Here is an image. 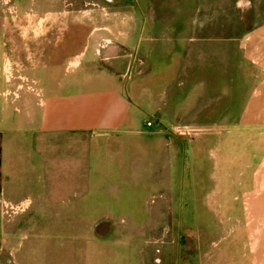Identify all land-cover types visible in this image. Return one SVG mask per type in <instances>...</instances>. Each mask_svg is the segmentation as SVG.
<instances>
[{
	"label": "rangeland",
	"instance_id": "rangeland-1",
	"mask_svg": "<svg viewBox=\"0 0 264 264\" xmlns=\"http://www.w3.org/2000/svg\"><path fill=\"white\" fill-rule=\"evenodd\" d=\"M207 1L129 0L148 19L139 51L150 70L138 77L131 74L128 92L149 114L158 107L149 105L146 93L161 99L163 114L175 123L160 140L146 139L144 170L136 150L134 186L120 205L113 201L96 210L81 209L82 219L71 209L30 207L16 217V239L0 264H264V139L261 132L244 131L242 115L244 99L258 85L241 84L240 68H229L225 57L229 38L217 42L213 29L224 24L231 28L230 53L240 62L235 41L245 21L238 18L239 0ZM32 7V0H0V66L4 55L30 66L26 57L35 45L16 29L32 27ZM251 7L248 3L249 12ZM207 12L215 13L209 19ZM197 27L204 32L198 37ZM9 69L0 74L1 80H13ZM207 77L209 85L203 83ZM180 81L185 112L208 107L213 94L230 99L224 126L209 133H182L184 141L172 135L180 124L173 106H165ZM194 139L200 141L189 142ZM207 141L212 143L207 146ZM142 143L137 139V146Z\"/></svg>",
	"mask_w": 264,
	"mask_h": 264
},
{
	"label": "crops",
	"instance_id": "crops-1",
	"mask_svg": "<svg viewBox=\"0 0 264 264\" xmlns=\"http://www.w3.org/2000/svg\"><path fill=\"white\" fill-rule=\"evenodd\" d=\"M238 2V18L245 21L235 41L240 62L230 53L231 28L224 24L218 31L210 26L207 29L208 33L214 29L219 43L229 38L225 57L228 55L229 68H240L241 84L258 85L252 99H244L243 125L244 131L261 132L264 139V0ZM32 3V27L16 29L35 45L26 57L30 66L8 55L0 66V74L10 68L13 75V80L8 76L1 80L0 75V259L16 239L12 236L20 224L16 217L24 212L7 213V206L71 209L82 219L81 209L96 210L97 205L110 206L113 201L120 205L134 186L136 150L144 170L150 138L160 140L175 123L163 114L166 109L161 99L146 93L149 105L158 107H154L156 114H149L151 110L135 104L128 92L131 74L138 77L150 70V63L139 51L148 20L141 8L136 10L129 0ZM248 3H252L250 12ZM212 13L204 17L210 19ZM200 30L197 27L196 37L204 33ZM73 51L76 53L71 54ZM26 83L30 87L26 88ZM203 83L209 85L210 77ZM182 86L180 81L165 106H173L175 121L180 124L172 132L175 138L183 139L185 132L209 133L224 126L221 122L230 115V99L213 94L208 107L185 112ZM137 139L143 143L137 146ZM199 141L189 140L193 144ZM211 143L207 141V146Z\"/></svg>",
	"mask_w": 264,
	"mask_h": 264
},
{
	"label": "built area",
	"instance_id": "built-area-1",
	"mask_svg": "<svg viewBox=\"0 0 264 264\" xmlns=\"http://www.w3.org/2000/svg\"><path fill=\"white\" fill-rule=\"evenodd\" d=\"M26 210V207H23V208H18V209H14L13 207H11V206H7L6 207V212L7 213H11V212H13V213H16V211H21V212H23V211H25Z\"/></svg>",
	"mask_w": 264,
	"mask_h": 264
}]
</instances>
